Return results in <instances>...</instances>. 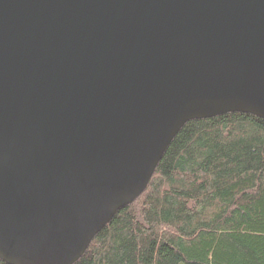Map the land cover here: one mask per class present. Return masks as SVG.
<instances>
[{
    "label": "water",
    "instance_id": "water-1",
    "mask_svg": "<svg viewBox=\"0 0 264 264\" xmlns=\"http://www.w3.org/2000/svg\"><path fill=\"white\" fill-rule=\"evenodd\" d=\"M229 113L264 121V0H0V261L75 264Z\"/></svg>",
    "mask_w": 264,
    "mask_h": 264
},
{
    "label": "trees",
    "instance_id": "trees-1",
    "mask_svg": "<svg viewBox=\"0 0 264 264\" xmlns=\"http://www.w3.org/2000/svg\"><path fill=\"white\" fill-rule=\"evenodd\" d=\"M75 264H264V121L187 122Z\"/></svg>",
    "mask_w": 264,
    "mask_h": 264
}]
</instances>
